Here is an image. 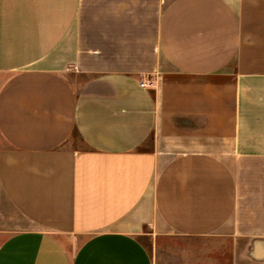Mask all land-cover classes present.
<instances>
[{
	"label": "crops",
	"instance_id": "1",
	"mask_svg": "<svg viewBox=\"0 0 264 264\" xmlns=\"http://www.w3.org/2000/svg\"><path fill=\"white\" fill-rule=\"evenodd\" d=\"M160 237L264 264V0H0V264Z\"/></svg>",
	"mask_w": 264,
	"mask_h": 264
},
{
	"label": "rangeland",
	"instance_id": "2",
	"mask_svg": "<svg viewBox=\"0 0 264 264\" xmlns=\"http://www.w3.org/2000/svg\"><path fill=\"white\" fill-rule=\"evenodd\" d=\"M186 240L177 237H160L154 245V254L157 264L177 263L180 248L184 247ZM183 249V248H182Z\"/></svg>",
	"mask_w": 264,
	"mask_h": 264
},
{
	"label": "built area",
	"instance_id": "3",
	"mask_svg": "<svg viewBox=\"0 0 264 264\" xmlns=\"http://www.w3.org/2000/svg\"><path fill=\"white\" fill-rule=\"evenodd\" d=\"M140 85L141 86H146V85H149V83L147 84L146 82L142 81V82H140Z\"/></svg>",
	"mask_w": 264,
	"mask_h": 264
}]
</instances>
